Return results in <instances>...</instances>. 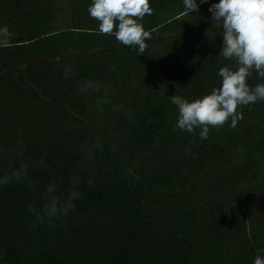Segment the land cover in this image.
<instances>
[{
  "label": "trees",
  "instance_id": "trees-1",
  "mask_svg": "<svg viewBox=\"0 0 264 264\" xmlns=\"http://www.w3.org/2000/svg\"><path fill=\"white\" fill-rule=\"evenodd\" d=\"M149 0L144 54L89 15L92 0H0V264H254L264 258V102L207 139L173 96L221 86L223 27ZM68 25H64V22ZM250 87L264 83L255 72ZM126 143L129 145L127 150ZM170 158L151 169L152 159ZM19 172L18 179L13 174ZM205 182L226 186L213 199ZM66 214L44 215L47 188ZM31 209V210H30Z\"/></svg>",
  "mask_w": 264,
  "mask_h": 264
},
{
  "label": "clouds",
  "instance_id": "clouds-1",
  "mask_svg": "<svg viewBox=\"0 0 264 264\" xmlns=\"http://www.w3.org/2000/svg\"><path fill=\"white\" fill-rule=\"evenodd\" d=\"M200 4L208 0H199ZM186 14L199 13L197 0H183ZM208 11L213 21H221L223 43L219 55L235 60V70L222 67L219 76L221 86L210 94L189 102L179 96L172 97V103L178 107L179 118L175 125L181 131L193 133L200 128V138L207 139L210 127L219 128L231 117V126L235 127L242 115L238 107L264 102V83L250 87L248 79L255 72L264 79V0H219ZM89 15L99 22L102 34H113L118 42L125 46H138V54L143 55L151 38L144 29L142 21L145 15L152 14L149 0H92L88 8ZM11 33L7 26L0 28V47L10 46ZM18 179L19 172L13 174ZM9 182L5 177L0 183ZM45 199L51 196L45 205L44 215L49 219L60 213H67L74 205L71 200L77 196L72 192L69 203L61 202L55 195L53 185L47 190ZM31 210V209H30ZM254 264H264V258L257 255Z\"/></svg>",
  "mask_w": 264,
  "mask_h": 264
},
{
  "label": "rangeland",
  "instance_id": "rangeland-1",
  "mask_svg": "<svg viewBox=\"0 0 264 264\" xmlns=\"http://www.w3.org/2000/svg\"><path fill=\"white\" fill-rule=\"evenodd\" d=\"M211 6V4L207 5L201 12V18H202V21H204V24L202 27L198 26V25H195L196 23H190L189 24V29L188 31L191 32V31H194V30H199V29H202L204 27H207V25L209 26H213V27H216V26H221L222 25V22L221 21H213L212 20V14L208 11L209 7ZM64 25H68V23L65 21L64 22ZM127 150L130 148L129 145L126 143V147H125ZM172 159V157H168V158H158V159H152V161L150 162V165H151V169H156V168H160L164 165H166L169 160ZM226 186L225 185H219V184H216V183H211V182H205L201 189H200V192L204 195H207L208 197L210 198H213V199H221L223 198L225 195H226ZM264 223V221H262V224Z\"/></svg>",
  "mask_w": 264,
  "mask_h": 264
}]
</instances>
